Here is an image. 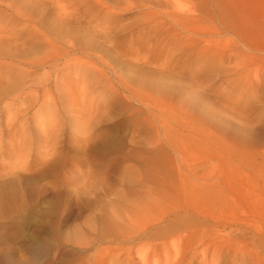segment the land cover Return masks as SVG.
<instances>
[{"label": "rangeland", "instance_id": "obj_1", "mask_svg": "<svg viewBox=\"0 0 264 264\" xmlns=\"http://www.w3.org/2000/svg\"><path fill=\"white\" fill-rule=\"evenodd\" d=\"M0 82V264H264V0H0Z\"/></svg>", "mask_w": 264, "mask_h": 264}, {"label": "bare ground", "instance_id": "obj_2", "mask_svg": "<svg viewBox=\"0 0 264 264\" xmlns=\"http://www.w3.org/2000/svg\"><path fill=\"white\" fill-rule=\"evenodd\" d=\"M115 1H116V0H115ZM118 3H119V2H118ZM107 7H108V6H107ZM108 8H109V7H108ZM21 76H22V75H21ZM25 77H26V76H25ZM147 82H149V81H147ZM153 82H154V80H153ZM153 82L150 81L149 83H153ZM0 84H1V82H0ZM18 84H19V82H18ZM167 84H168V83H167ZM167 84L165 83L164 85H162V83H160L159 85H160V87L162 88L163 86H166ZM153 85H154V83H153ZM169 85H170V84H169ZM1 86H2V85H1ZM1 86H0V87H1ZM154 86H155V85H154ZM3 88L6 89V87H3ZM158 88H159V87H158ZM8 89H9V88H8ZM5 92H6V91H5ZM8 94H9V93H8ZM193 96H194V95H193ZM193 96H192V98H193ZM190 97H191V96H190ZM190 97H189V98H190ZM14 98H15V97H14ZM194 98H195V97H194ZM195 99H196V98H195ZM195 99H194V100H195ZM29 100H30V99H29ZM189 100H190V99H189ZM192 101H193V99H192ZM13 102H14V101H13ZM13 102H10V104L8 103V107H6L7 110H8L9 115H10V112H9V111H13V110H14L13 108H16V109H15V111H16L17 108H18L19 106L21 107L22 104H23V101H20V104L15 103V102L13 103ZM25 102H26V101H25ZM11 103H12V104H11ZM5 104H6V103H5ZM6 105H7V104H6ZM6 105H5V106H6ZM12 105H13V106H12ZM4 108H5V107H4ZM11 108H12V109H11ZM21 108H22V107H21ZM21 108L19 109L20 111H21ZM17 111H18V110H17ZM13 112H14V111H13ZM7 115H8V114H7ZM18 118H19V117H18L17 114L15 113V114H13V115L11 114L10 116H8V118L6 117L5 119H8V120H9V123H10V122H13V123H14ZM11 119H12V120H11ZM26 119H27V118H26ZM215 119H218V118L216 117ZM38 121H39V120H38ZM6 122H7V120H6ZM42 122H43V121H42ZM219 122H220V121H219ZM9 123L7 122V124H9ZM13 123H12V124H13ZM40 123H41V122H40ZM14 124H16V122H15ZM21 124H22V123H21ZM242 124H243V123H242ZM244 124H245V126H246L247 122L244 123ZM244 124H243V126H244ZM249 124H250V123H249ZM10 125H11V124H10ZM10 125H9L8 127H11ZM39 125H40V124H39ZM223 125H226V124L224 123ZM247 125H248V124H247ZM40 126H41V125H40ZM233 126H234V125H233ZM237 126H238V125H237ZM240 126H241V124H240ZM245 126H244V127H245ZM42 127H43V125H42ZM226 127H229V126H226ZM230 127H232V126H230ZM244 127H243V128H244ZM235 128H237L236 125H235ZM240 128H241V127H240ZM248 128H249V129H248ZM24 129H25V128H24ZM41 129H42V128H41ZM251 129H252V128H251ZM253 130H254V129H253ZM0 131H1V130H0ZM248 131H250V127H247V129L245 128V129H238V130H237V132H240L241 134H242V133H243V134H246ZM251 131H252V130H251ZM10 132H11V131H10ZM27 132H28V131H27ZM27 132H25V133H27ZM1 133H2V132H1ZM8 133H9V132H8ZM8 133L6 132V134H8ZM23 134H24V133H23ZM23 134H22V135H23ZM249 134H251V133H249ZM13 135H14V133H13ZM15 135H16V134H15ZM15 135H14V137H15ZM5 136H9V135H5ZM1 137H2V136H1ZM11 137H12V132H11ZM14 137H13V138H14ZM7 138H8V137H7ZM13 138H10L9 140H12V142H14V141H16V139H17L16 142H18V141H19L18 139H20V137H18V138H16V139L13 141ZM21 138H22V137H21ZM23 139L25 140L26 138H23ZM23 139H20V142L23 141ZM27 141H28V140H25L24 143H25V144H28ZM241 141H242V140H241ZM8 142H9L8 144H10L11 141H8ZM26 142H27V143H26ZM21 144H22V143H21ZM12 145H13V144H12ZM9 146H11V145H9ZM16 146H17V145H15V146L13 147L14 150H15ZM22 146H23V145H22ZM22 146L20 145V146H18V147L21 148ZM26 146H27V145H26ZM26 146H25V147H26ZM10 148H11V147H10ZM19 148H18V150H15V151L20 152V151H19V150H20ZM22 148H23V147H22ZM16 149H17V148H16ZM22 150H25V149L23 148ZM22 150H21V152H22ZM237 155H238V154L236 153V156H235V157H237ZM3 156H4V155H3ZM22 159H23V158H22ZM235 159H236V158H235ZM240 159H242V157H241ZM215 160H217V159H215ZM26 162H27V161H26ZM26 162H23V164L25 163V165H26ZM216 162L218 163V161H216ZM15 163H16V160H15ZM15 163H13L12 165L14 166ZM205 163H208V162H205ZM212 163H213V162H212ZM19 164H20V162H19L18 164H16V166L19 165ZM40 164H41V163H40ZM214 164H216V163H214ZM20 165L22 166V164H20ZM38 165H39V164H38ZM210 165H211V164H210ZM23 166H24V165H23ZM203 166H204V165L202 164V167H203ZM26 167H27V169L29 168L28 166H26ZM24 168H25V167H24ZM10 170H12V168H10ZM10 170H9V171H6V172H4V173L10 172L9 175H10V174H11V175H12V174H16V173H11ZM24 170H26V169H24ZM206 170H207V169H206ZM210 170H211V169H210ZM18 171H19V169H18ZM208 171H209V169H208ZM13 172H15V168L13 169ZM203 172H205V171H203ZM206 172H207V171H206ZM212 172H213V171H212ZM208 173H210V172H207L206 174H208ZM1 174H2V173H1ZM7 174H8V173H7ZM7 174H5L6 176H3V175H2V176H3V177H6V178H7V177L10 178L9 175L7 176ZM203 175H204V174H203ZM203 175H201V176H203ZM12 176H13L14 179H16V178H15V175H12ZM12 176H11V177H12ZM17 176H18V175H17ZM206 176H207V175H206ZM206 176H205V177L203 176L204 179H206ZM18 177H19V176H18ZM210 177H211V176H210ZM215 178H216V177H215ZM208 179H209V178H208ZM213 179H214V176H213ZM2 180L4 181V178H3V179L1 178L0 183H1ZM206 180H207V179H206ZM215 180H216V179H215ZM10 181H11V180H10ZM213 182H214V181H213ZM10 183H11V182H10ZM15 183H16V182H15ZM13 188H14V187H13ZM5 190H6V189H5ZM5 190H4V191H5ZM7 190H8V189H7ZM2 191H3V190H2ZM13 191H15V190H13ZM208 192H210V191H208ZM5 195H7V194H5ZM206 195H207V194H206ZM1 196H2V195H1ZM10 203H11V202H10ZM102 218H103V217H102ZM107 218H108V217H107ZM107 218H106V219H107ZM103 219H104V218H103ZM107 220H108V219H107ZM109 220H111L110 217H109ZM103 221H104V220H103ZM108 222H109V221H108ZM108 222H107V224H108ZM110 222H111V221H110ZM114 222H115V221H114ZM112 223H113V222H112ZM114 225H115V224H114ZM107 227H108V226H107ZM40 243H41V242H40ZM208 243H209V242H208ZM205 245H206V244H205ZM205 245H204V246H205ZM205 247H206V246H205Z\"/></svg>", "mask_w": 264, "mask_h": 264}]
</instances>
